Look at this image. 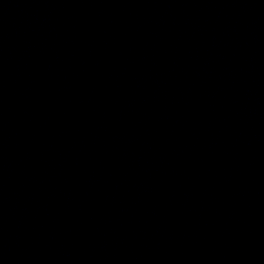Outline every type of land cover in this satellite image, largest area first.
Listing matches in <instances>:
<instances>
[{
  "label": "water",
  "instance_id": "1",
  "mask_svg": "<svg viewBox=\"0 0 264 264\" xmlns=\"http://www.w3.org/2000/svg\"><path fill=\"white\" fill-rule=\"evenodd\" d=\"M0 264H264V0H0Z\"/></svg>",
  "mask_w": 264,
  "mask_h": 264
}]
</instances>
